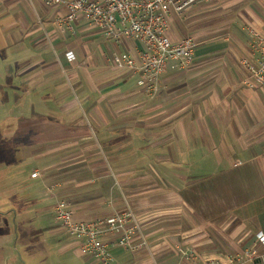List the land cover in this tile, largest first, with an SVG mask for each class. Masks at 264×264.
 Returning a JSON list of instances; mask_svg holds the SVG:
<instances>
[{"label": "crops", "instance_id": "1", "mask_svg": "<svg viewBox=\"0 0 264 264\" xmlns=\"http://www.w3.org/2000/svg\"><path fill=\"white\" fill-rule=\"evenodd\" d=\"M65 14L0 0L2 264H19V247L38 264H49V249L61 264H99L62 229L58 201L75 222L133 216L132 243L143 245L111 247V264H185L178 248L221 263L250 251L245 264H263L264 86L242 62L260 58L247 30L264 37V0L170 10L169 39L191 37L196 48L187 68L160 75L154 96L137 73L112 66L114 54L137 60L139 41L115 44L81 15L72 31L59 28ZM9 202L20 204L3 236Z\"/></svg>", "mask_w": 264, "mask_h": 264}, {"label": "built area", "instance_id": "2", "mask_svg": "<svg viewBox=\"0 0 264 264\" xmlns=\"http://www.w3.org/2000/svg\"><path fill=\"white\" fill-rule=\"evenodd\" d=\"M45 7L62 6L66 14L56 17L59 28L73 30V23L78 15L84 17L90 27L103 33L115 44L123 39H135L143 46L138 59H120L118 54L112 56V66L126 69L138 74V85L149 96L158 90L160 75L168 68H187L194 54L196 43L191 37L171 41L168 33V17L170 10L180 13L184 7L195 0H39ZM248 34L259 49L260 58L256 64L243 61L250 77L259 87L264 86V37L254 30ZM248 85L251 83L246 82ZM36 174H32L35 177ZM56 219L64 232L76 242L81 256L94 258L99 264H111V247H119L125 251H135L142 243L133 244L134 228H128L133 216L129 213L114 215L111 219L94 222H75L73 212L64 201L54 206ZM106 233H120L119 238L112 242L103 241ZM257 240L264 245V235L256 234ZM178 254L186 261L185 264H245L253 254L248 251L239 259H228L221 263L206 259L192 250L177 249ZM152 264H157L153 262ZM264 264V262H263Z\"/></svg>", "mask_w": 264, "mask_h": 264}, {"label": "rangeland", "instance_id": "3", "mask_svg": "<svg viewBox=\"0 0 264 264\" xmlns=\"http://www.w3.org/2000/svg\"><path fill=\"white\" fill-rule=\"evenodd\" d=\"M216 1L219 2L220 0H216ZM31 177H32V175H31ZM32 178H34V177H32ZM4 239L6 241L5 242L6 243V246L9 243V245H10L9 248H11V246H13V239H12V237H7V238H4ZM19 249H20V251H16V253H15V255L17 254V256H18L17 259H18V263L19 264H38V259H39L38 256L37 257H31L30 255L24 254V253L28 252V250H26V249H22L21 250L20 247H19ZM47 252H49L50 260H51L49 262V264H55V261H56L57 264H61V261H57V260H59L58 251H55V249L54 250L53 249L52 250L49 249ZM39 253L40 254L42 253L41 250H39ZM5 256H6V254H5ZM0 264H2V259L1 258H0Z\"/></svg>", "mask_w": 264, "mask_h": 264}, {"label": "trees", "instance_id": "4", "mask_svg": "<svg viewBox=\"0 0 264 264\" xmlns=\"http://www.w3.org/2000/svg\"><path fill=\"white\" fill-rule=\"evenodd\" d=\"M9 203H10L9 208L5 209V211L2 213V215H4V216L1 217L2 218V222L5 224V227L3 229V232H4L3 236H6V235L11 233L12 224L15 223V219H14V223H13L10 218H7L8 213L9 212L12 213L14 209L17 210V208L19 207V204H20V203H12V202H9Z\"/></svg>", "mask_w": 264, "mask_h": 264}]
</instances>
